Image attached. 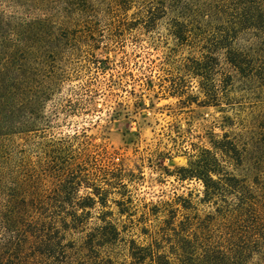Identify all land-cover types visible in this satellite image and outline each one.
<instances>
[{
	"label": "trees",
	"instance_id": "1",
	"mask_svg": "<svg viewBox=\"0 0 264 264\" xmlns=\"http://www.w3.org/2000/svg\"><path fill=\"white\" fill-rule=\"evenodd\" d=\"M64 1L0 0V264H103V248L119 238L117 225L107 219L112 212L102 210L100 223L82 237L85 253L75 259L60 254L66 233L84 231L91 210L97 204L105 207L107 199V190L90 179L107 167L76 158L79 152L71 143L80 134L56 142L45 136L49 116L71 114L59 108L47 114L48 100L68 75L45 63L59 53L61 43L77 40L68 27L86 20L72 13L91 2ZM111 3L132 11L135 20L129 27H168L175 45L189 52L177 69L196 80L204 104L228 111L232 105L222 100L230 99L235 84L259 77L256 47L264 49V0ZM18 4L30 10L32 4L40 10L62 6L66 12L55 20L49 13H20ZM175 92L183 96L185 87ZM236 118L235 111L224 116L221 130H227L211 133V148H199L187 166L176 170L178 179L202 184L198 203L207 209L199 212L183 198L181 217L178 207L169 208L152 233L143 225L148 241L127 240L128 264H264V152L255 151L262 143L246 142ZM24 134L31 152L39 139L41 154L35 161L18 142ZM250 148L256 152L253 158ZM82 187L91 191L81 194ZM115 202L123 206L122 199Z\"/></svg>",
	"mask_w": 264,
	"mask_h": 264
},
{
	"label": "rangeland",
	"instance_id": "2",
	"mask_svg": "<svg viewBox=\"0 0 264 264\" xmlns=\"http://www.w3.org/2000/svg\"><path fill=\"white\" fill-rule=\"evenodd\" d=\"M111 1L91 0L72 13L86 20L81 26L68 27L77 40L61 43L59 53L45 63L65 69L68 75L48 100L47 114L55 108L71 111L68 116L60 114L59 119L49 116L51 124L45 136L56 142L80 134L71 143L79 152L76 158L107 167L105 172L90 175L97 187L107 190L106 206L97 204L91 210L84 231L66 233L60 248L62 259L85 253L83 235L100 223L102 210H109L112 213L107 219L120 233L112 247L103 248L100 261L128 264L127 240L148 241L143 225L152 233L169 208L178 207L177 216L181 217L183 198L199 212L207 209L198 203L202 184L196 179H178L176 170L187 166L199 148H211V133L220 135L227 130H221L224 116L238 112L236 122L238 119L244 129L246 142L262 143L255 151L264 152V49L259 50L263 45L257 44L259 77L237 82L230 99L222 100L233 108L222 111L204 104L196 80L177 69L189 52L175 45L168 27H129L135 20L132 11H121ZM18 5L20 13H49L55 20L66 12L62 6L40 10L32 4L30 10ZM110 15L115 25L109 24ZM182 87L185 94L177 96L175 91ZM224 102L221 107L227 108L229 103ZM21 137L18 142L35 161L41 154L38 136L29 139L30 143L37 138L33 152L28 150L26 134ZM255 153L250 148L251 158ZM88 191L91 189L81 188V194ZM121 199L122 208L115 202Z\"/></svg>",
	"mask_w": 264,
	"mask_h": 264
}]
</instances>
